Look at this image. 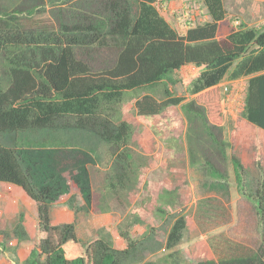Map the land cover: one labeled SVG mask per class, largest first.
Segmentation results:
<instances>
[{
	"label": "trees",
	"instance_id": "trees-1",
	"mask_svg": "<svg viewBox=\"0 0 264 264\" xmlns=\"http://www.w3.org/2000/svg\"><path fill=\"white\" fill-rule=\"evenodd\" d=\"M161 1H0V183L19 187L36 208L35 243L23 264H178L176 247L187 227L186 216L174 213L178 206L169 213L158 208L164 220L168 217L166 228L148 225L140 239L131 229L144 219L132 213L122 217L118 235L126 242L124 248L113 245L104 227L97 229L98 238L84 242L74 223L50 221L52 204L71 188L79 191L87 208L94 199L106 201L104 192L93 193L88 169L92 157L83 150L96 154L93 140L109 148L103 187L116 199V187L130 182L131 128L113 116L125 94L139 89H152L160 98L148 92L138 96V115L181 107L190 163L205 177L224 182L227 170L219 166L231 164L240 194L262 224L264 246V178L253 186L240 159L228 152L220 87L224 79L246 78L240 114L264 131V24L234 25L222 0H203L209 20L181 33L162 15ZM47 4L56 25L22 23ZM223 21L227 32L218 36ZM110 51L100 67L87 59L90 53ZM186 65L200 68L190 82L193 97L188 101L170 89L171 75ZM71 142L77 143L73 150L65 147ZM107 210L101 206L96 211ZM22 220L19 213L12 229L19 240L27 239ZM160 248L167 252L164 257L141 261L145 250ZM262 254L263 249L198 264H264Z\"/></svg>",
	"mask_w": 264,
	"mask_h": 264
},
{
	"label": "rangeland",
	"instance_id": "rangeland-1",
	"mask_svg": "<svg viewBox=\"0 0 264 264\" xmlns=\"http://www.w3.org/2000/svg\"><path fill=\"white\" fill-rule=\"evenodd\" d=\"M164 1L158 4L160 10L164 8ZM7 4H11V1H7ZM50 7L47 4L45 9L43 8L44 11L36 12L32 18L22 19V23L26 26L56 25L57 21L50 12ZM238 16L245 22H253L254 19L251 14H238ZM231 18L234 20L235 16ZM185 22L183 20V24ZM226 32V22L223 21L218 36H223ZM111 54V51L90 53L87 59L94 67H100L104 62H108ZM194 74H196L195 68H183L171 75L173 83L170 89L175 95L183 97L184 101L191 99L188 91L189 79H192ZM245 85L244 77L235 80L224 79L220 83L224 111L222 134L231 143L228 152L240 159L247 180L254 183V186L256 179L264 178V131L256 126H253V129L241 127L235 129L234 123L241 120ZM145 92L160 98V94L152 89L129 91L113 116L116 121H127L131 128L130 167L129 169L128 166L126 167L129 170L130 182L126 187H116L118 189L116 199L120 198L119 202L109 193V187H103V179L110 165L109 148L94 140L96 154L92 149L83 147V150L92 157L88 169L94 195L103 192L106 194V201L96 203L95 210L103 206L116 211L111 212V216H108L109 218L104 222H110V219L113 222L114 217L117 219L132 213L144 219V222L134 230L135 232L133 231L137 235L143 230L145 222L148 225L166 228L168 217L164 220L165 215L159 212L158 208H163L169 213L174 210L173 206H178L174 213L185 215L187 219L183 239L176 247L178 264H198L205 259L217 260L229 255H247L264 250L260 235L262 224L252 204L240 194L231 164L219 166L220 170L223 171L224 167L227 170V178L224 182L205 177L190 163L188 146L184 139L186 118L181 107H169L157 115H138L134 101ZM235 132L238 136H235ZM231 138H233L232 142ZM76 144L71 142L65 147L73 150L77 147ZM174 182L177 183L175 189ZM170 197L173 198V203L170 202ZM129 200H133L131 207ZM115 203L119 205L118 208L114 207ZM56 207L67 208L72 213L80 212L81 215H87L85 212L89 210L76 188H71L69 193L63 195ZM19 213L23 214L24 229L26 230L25 220L30 228L36 214L35 204L19 187L0 183V264H23L35 243L34 235L30 232L27 234V239L23 240H19L12 233ZM83 220L79 231L87 242L89 239L85 238L84 229L88 224H86L87 220ZM96 226L93 227V233L88 232V236H95ZM109 226L116 232V225L112 223ZM140 237L136 238L140 239ZM112 242L116 248H119V243L114 237ZM160 249L156 254H146L145 258L164 257L167 252H162ZM262 258L264 259V254Z\"/></svg>",
	"mask_w": 264,
	"mask_h": 264
},
{
	"label": "crops",
	"instance_id": "crops-1",
	"mask_svg": "<svg viewBox=\"0 0 264 264\" xmlns=\"http://www.w3.org/2000/svg\"><path fill=\"white\" fill-rule=\"evenodd\" d=\"M222 1H223V5H224V7L228 13V16L229 17L235 16V19L233 20L234 25H237L239 23H243V24H247V25H263L264 24V20H263L264 19V0H222ZM163 7L164 8H162V10H160L162 15L170 22V24L172 26H174L176 29H178V31H180L181 33H184L188 27L195 25L197 22H203V21L209 20V16L206 12V8L203 4V0H165L163 3ZM238 14H243V15L244 14H251L252 17H254L253 22H245V21L241 20L239 18ZM183 20H184V22L186 21L185 24H183ZM183 68H185V69L195 68L196 69V74H194V77L192 79H189L190 82L195 77H197V75L200 72V68L193 66V65H186V66L182 67L181 69H183ZM192 97H193V95L191 94V98ZM234 124H235V129L240 128V127L253 129V126H254L249 121H247L245 118H243L242 116H241V120L239 122H235ZM186 128H187V120H186L184 133L186 132ZM234 134L236 136L237 132H235ZM184 139L186 141L185 134H184ZM232 140H233V138H231V142H232ZM173 184H174L173 188L175 189V187L177 186V183L174 182ZM59 200L57 202L53 203L51 208H50V221L52 224H60V223H67V222L74 223L75 231H76L78 237L82 241L86 242L83 238L84 237L83 234L79 231V226L82 223V221H84L83 219H85V220H87L86 224H88V226H85V229H84L85 234L84 235H85V238L89 239L88 241L95 239V238H98L99 235L97 234V229L100 227H104L107 231H109V233L112 236V239L114 237L115 240L117 241V243H119V248H124L126 246V242L118 235V225L121 222L122 217H124V216H120L117 219H116V217H114L112 219L113 222H111V219H110V222H104L105 219L109 218L108 216H111V212H116V211H112V210H107V211H103V212L96 211L95 205H96V203H99L98 200L97 201H95V199L93 200L92 204L88 208L89 210H87L85 212V213H87V215L86 214L81 215V214H79L80 212H73L72 213V211L68 210L67 208H57L56 205L58 204ZM132 201L133 200H129V202H130L129 206L130 207H131ZM83 203H84V201H83ZM34 217L35 218H34L33 224L30 228H29V226H27L26 220H25L24 224H25L27 234H29V232H30L32 235H34V238H35L36 214ZM81 217H83V218H81ZM100 220H103V222H98ZM112 223L114 225H116V227L113 226V227H115L116 232L114 231V228L109 226ZM94 225H97L96 226V233H95V236L90 237L87 234H88V232H90V233L92 232ZM138 225L139 224H136L131 229V235L134 237L141 236L142 234H144L146 231V228L148 226V223L145 222V224L143 225L144 226L143 230L139 234L136 235V234H134V232H135L134 230L137 229ZM110 229H111V231H110ZM160 250H162V248ZM146 254H156V252L152 253L148 250H145V252L143 253L142 258H141L142 262L149 260V259H152L149 257L145 258Z\"/></svg>",
	"mask_w": 264,
	"mask_h": 264
},
{
	"label": "water",
	"instance_id": "water-1",
	"mask_svg": "<svg viewBox=\"0 0 264 264\" xmlns=\"http://www.w3.org/2000/svg\"><path fill=\"white\" fill-rule=\"evenodd\" d=\"M252 48V47H251Z\"/></svg>",
	"mask_w": 264,
	"mask_h": 264
}]
</instances>
